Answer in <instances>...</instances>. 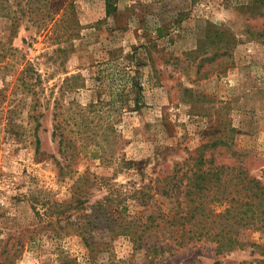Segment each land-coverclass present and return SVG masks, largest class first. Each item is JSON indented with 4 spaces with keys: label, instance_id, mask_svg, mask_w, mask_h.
Wrapping results in <instances>:
<instances>
[{
    "label": "rangeland",
    "instance_id": "rangeland-1",
    "mask_svg": "<svg viewBox=\"0 0 264 264\" xmlns=\"http://www.w3.org/2000/svg\"><path fill=\"white\" fill-rule=\"evenodd\" d=\"M117 8L0 0V264L141 261L99 212L123 194L129 220L172 218L180 168L203 145L205 159L242 162L264 182V0H118ZM76 197L86 199L80 208ZM87 223L88 237L109 243L96 259L80 234ZM240 238L262 243L264 233L246 228ZM213 247L167 251L155 264L257 256L250 244L223 255Z\"/></svg>",
    "mask_w": 264,
    "mask_h": 264
},
{
    "label": "trees",
    "instance_id": "trees-1",
    "mask_svg": "<svg viewBox=\"0 0 264 264\" xmlns=\"http://www.w3.org/2000/svg\"><path fill=\"white\" fill-rule=\"evenodd\" d=\"M105 2L107 14L117 11L118 0H105ZM124 73L126 72L120 71L122 77H125ZM134 76L131 78V86L137 103H140L143 98L142 86L138 76ZM58 128L59 125L56 124L53 134L57 132ZM63 144L64 140L61 138L60 145ZM204 147L206 145L198 149V156L188 157L180 168L187 167L174 184L177 185L176 190L180 185L184 188L181 199L177 201L178 210L170 215L172 218H166L167 214H158L157 216L150 214L147 216L148 220L141 223V220L138 221L135 218L129 220L131 208L129 204L125 203L128 196L123 194L109 197L108 202L111 203L103 205L102 211L99 212L101 217L95 215L100 217L102 226H107L110 233L115 236L130 237L134 250L143 253L141 261L120 260L121 263L155 264L159 257L167 251L173 253L176 249L181 250L196 243L208 242L214 244L213 249L216 255L244 249L250 244L257 250V256L250 261H242L240 264H264V241L248 243L240 238L241 231L246 228H253L264 233V182L253 175L242 162L219 164L215 162L214 158L205 159L202 151ZM77 190L79 191V189ZM139 192L141 194L137 199L142 200L141 204H148L150 196L146 193L142 195L143 191ZM117 198L120 199L117 200ZM75 199L79 208L86 201L81 197ZM113 201L118 203L115 207L118 214L114 213L115 209L111 210ZM218 206L224 207L219 210ZM90 222L93 223V221ZM100 222L95 223L96 227L101 226ZM111 222H113L112 225H110ZM88 224L91 223L80 226V234L88 248L89 257L96 259L98 252L108 250L106 248L109 243L106 242L105 246L99 247L100 242L86 235ZM152 232L154 235L159 232L169 234L153 242L145 241L152 236ZM258 256L260 257L258 258ZM214 264L226 263L216 260Z\"/></svg>",
    "mask_w": 264,
    "mask_h": 264
}]
</instances>
